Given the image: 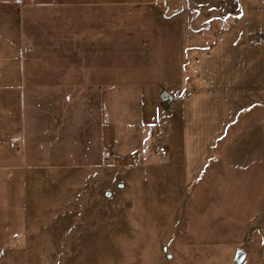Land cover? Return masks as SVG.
<instances>
[{
    "label": "rangeland",
    "instance_id": "1",
    "mask_svg": "<svg viewBox=\"0 0 264 264\" xmlns=\"http://www.w3.org/2000/svg\"><path fill=\"white\" fill-rule=\"evenodd\" d=\"M148 1L0 0V30L24 23L41 42H72V81L92 72L85 56L93 50L96 58L99 48L91 44L106 31L115 39L105 61L94 63L111 84L104 108L92 117L101 118L100 133L94 119V133L72 135V143H85L89 164L46 170L45 199L28 208L20 178L8 174L7 198L0 200V264H264V187L236 189L232 180L241 176L226 168L186 189L169 149L168 94L160 90L179 88L186 76L175 13L189 7L199 22L206 18L208 34L213 23L226 27L232 16L216 15L226 9L214 4H204V13L197 9L200 1L216 0ZM152 35L156 46H125L131 42L125 39ZM154 82L155 98L140 93ZM79 99L72 103L84 105ZM238 251L245 253L241 263Z\"/></svg>",
    "mask_w": 264,
    "mask_h": 264
},
{
    "label": "crops",
    "instance_id": "2",
    "mask_svg": "<svg viewBox=\"0 0 264 264\" xmlns=\"http://www.w3.org/2000/svg\"><path fill=\"white\" fill-rule=\"evenodd\" d=\"M223 1L196 4L203 13L204 4L207 7L214 4L226 9L216 15L233 16L226 27L213 23L211 34L207 32L206 18L199 22L201 18L193 16L189 7L174 15L173 19L179 21V62L186 76L179 88L160 87L161 92L168 94L167 110L173 126L170 154L176 153L186 189L203 174L204 181L210 174L226 168L228 173L241 176L232 180L234 188L261 189L264 187V1ZM158 2L161 0L148 1ZM34 35L24 23L0 30V65H3L0 66V130L3 129L0 159L4 160L0 166V200L7 198V187L11 185L7 176L13 174L20 178V191H24L21 198L27 208L34 201L38 205L45 199L42 182L50 174L46 170L89 164L90 156L83 153L85 143L79 141L78 146L72 143V135L81 129L86 134L94 133L91 129L94 119L98 121L96 134L100 133L101 118L92 121V117L95 111L104 108L111 84L104 69L94 63L105 61L108 48L115 44V39H107V31L105 36L101 35L98 42L90 45L99 48V55L94 58L92 50L85 56L92 72L84 80L82 77L76 80L73 75L72 81V42L45 37L41 42ZM43 36L50 35L40 37ZM153 38L154 35L137 41L125 39L131 42L122 40L121 44L151 48L156 46ZM146 85V91L140 93L155 98L158 84L154 82V88L151 83ZM77 96H83L79 101L84 105L72 103V100L77 103ZM81 107L84 118L78 113Z\"/></svg>",
    "mask_w": 264,
    "mask_h": 264
},
{
    "label": "water",
    "instance_id": "3",
    "mask_svg": "<svg viewBox=\"0 0 264 264\" xmlns=\"http://www.w3.org/2000/svg\"><path fill=\"white\" fill-rule=\"evenodd\" d=\"M245 257V253L244 252H241V251H238L237 254H236V260L238 263H241L242 260L244 259Z\"/></svg>",
    "mask_w": 264,
    "mask_h": 264
},
{
    "label": "built area",
    "instance_id": "4",
    "mask_svg": "<svg viewBox=\"0 0 264 264\" xmlns=\"http://www.w3.org/2000/svg\"><path fill=\"white\" fill-rule=\"evenodd\" d=\"M158 153L161 155V156H165L167 155L168 151L165 147H160L159 150H158Z\"/></svg>",
    "mask_w": 264,
    "mask_h": 264
},
{
    "label": "trees",
    "instance_id": "5",
    "mask_svg": "<svg viewBox=\"0 0 264 264\" xmlns=\"http://www.w3.org/2000/svg\"><path fill=\"white\" fill-rule=\"evenodd\" d=\"M229 18L231 19V18H233V16L232 17H229Z\"/></svg>",
    "mask_w": 264,
    "mask_h": 264
}]
</instances>
